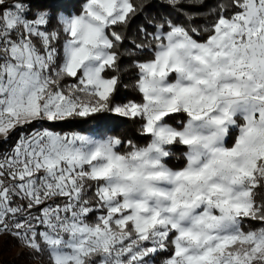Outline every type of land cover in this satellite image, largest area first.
<instances>
[{
  "label": "snow or ice",
  "instance_id": "obj_1",
  "mask_svg": "<svg viewBox=\"0 0 264 264\" xmlns=\"http://www.w3.org/2000/svg\"><path fill=\"white\" fill-rule=\"evenodd\" d=\"M152 3L0 0V237L30 261L264 264V0Z\"/></svg>",
  "mask_w": 264,
  "mask_h": 264
},
{
  "label": "trees",
  "instance_id": "obj_2",
  "mask_svg": "<svg viewBox=\"0 0 264 264\" xmlns=\"http://www.w3.org/2000/svg\"><path fill=\"white\" fill-rule=\"evenodd\" d=\"M64 2L70 6L76 5L78 7V0H64ZM207 2L209 3V5H211L212 3H214V0H207ZM149 10L155 13L156 11H163L164 9L160 3V0H153L152 7ZM140 22L141 21L138 19L135 22V24L132 25L133 30L135 29L136 24ZM124 82L129 83V77L127 75L124 76ZM121 94H127L126 90L121 88ZM105 126L110 130L111 134L119 135L121 137L133 135L134 126L131 124V122L119 118H114L110 121H103L99 123L96 122L82 123L80 121H73L67 124L56 125V128L57 130H65V131L75 129L84 132H89V131L95 132ZM141 142L143 143L145 141H141ZM10 144L11 142H9V144L3 145V147L7 148L10 146ZM19 262L20 263L16 261L15 264H24L21 261Z\"/></svg>",
  "mask_w": 264,
  "mask_h": 264
},
{
  "label": "rangeland",
  "instance_id": "obj_3",
  "mask_svg": "<svg viewBox=\"0 0 264 264\" xmlns=\"http://www.w3.org/2000/svg\"><path fill=\"white\" fill-rule=\"evenodd\" d=\"M23 249L14 241L4 243V238L0 237V264H15L16 261L24 264H40V261H30L26 256H22ZM23 257V258H21Z\"/></svg>",
  "mask_w": 264,
  "mask_h": 264
}]
</instances>
